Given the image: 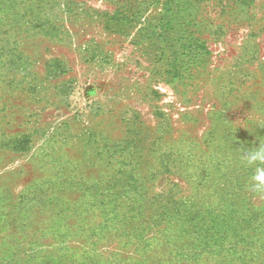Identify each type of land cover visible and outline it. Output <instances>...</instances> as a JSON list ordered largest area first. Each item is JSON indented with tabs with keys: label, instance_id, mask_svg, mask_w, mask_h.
Masks as SVG:
<instances>
[{
	"label": "rangeland",
	"instance_id": "374dc122",
	"mask_svg": "<svg viewBox=\"0 0 264 264\" xmlns=\"http://www.w3.org/2000/svg\"><path fill=\"white\" fill-rule=\"evenodd\" d=\"M264 0H0V264H264Z\"/></svg>",
	"mask_w": 264,
	"mask_h": 264
},
{
	"label": "clouds",
	"instance_id": "9594fccd",
	"mask_svg": "<svg viewBox=\"0 0 264 264\" xmlns=\"http://www.w3.org/2000/svg\"><path fill=\"white\" fill-rule=\"evenodd\" d=\"M242 163L253 168L249 186L256 190H264V144L247 150Z\"/></svg>",
	"mask_w": 264,
	"mask_h": 264
}]
</instances>
